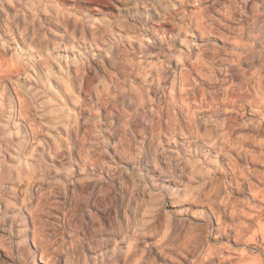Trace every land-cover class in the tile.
Returning a JSON list of instances; mask_svg holds the SVG:
<instances>
[{
	"label": "clouds",
	"instance_id": "clouds-1",
	"mask_svg": "<svg viewBox=\"0 0 264 264\" xmlns=\"http://www.w3.org/2000/svg\"><path fill=\"white\" fill-rule=\"evenodd\" d=\"M0 264H264V0H0Z\"/></svg>",
	"mask_w": 264,
	"mask_h": 264
}]
</instances>
